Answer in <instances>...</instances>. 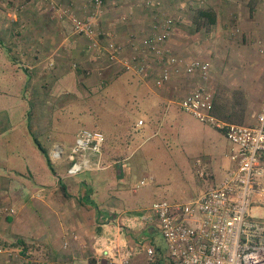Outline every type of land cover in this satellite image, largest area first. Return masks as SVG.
<instances>
[{"label": "crops", "instance_id": "1", "mask_svg": "<svg viewBox=\"0 0 264 264\" xmlns=\"http://www.w3.org/2000/svg\"><path fill=\"white\" fill-rule=\"evenodd\" d=\"M52 1L54 3L45 5L32 0L31 5H20V9L15 4L13 11L0 5V94H7L10 89V99L21 105V121L25 123L29 119L31 123L26 130L15 133L16 127H11L7 120L0 121V154L6 155L3 149L9 148L11 142L9 135H4L14 132L16 135L19 133L17 139H25L24 144L17 143L16 147H26L30 155L29 161H18L17 167L3 163L4 169L0 171V232L11 226L17 239L11 244L0 242V264H111L113 254L128 256L131 264H173L158 222L148 210L152 202L167 200L157 193L155 182L143 187L145 181L142 178L139 181L125 179L121 173V162L128 158L126 150L114 146L107 138L101 156L107 167L90 171V178H83L80 176L83 173L67 176L65 160L55 163L51 171L35 143V139L39 142L38 135L45 136L52 129L54 110L51 102L65 100L66 95L75 89L94 91L97 77L105 72L113 79L117 71L116 61L110 60L104 52L86 50L85 38L75 34L68 16L60 15L56 9L60 5L83 16L90 4L87 5L84 0ZM145 1L105 0L95 20V27L103 33V40L113 39L125 46V43L135 42L147 35L155 23L169 17L164 15L169 9L163 4L158 6L156 0H151L152 4ZM173 1L168 0V3ZM213 3L210 0L203 8L215 13V22L205 24L206 29L203 30L210 27L219 29L222 37L227 33L241 34L239 41L241 44L244 41L245 45L241 47L244 49L241 59H245V65L253 61L252 66L223 69L221 82L222 85H229V91H225L224 85L219 99L214 91L218 80L214 69L209 70L206 81L197 72H182L173 75L159 88L149 82L152 80L153 83V76L160 66L154 67V60L151 59L149 64L154 67V73L145 79V94L149 102L159 104V110L147 112L146 118L150 121L145 120V126L151 125L156 131L163 129L164 132L171 121L176 122L178 126L175 127L179 129L185 123L175 112L176 109L182 111L178 106L179 99L203 84L212 95L215 115L228 123L256 124L263 102L264 84L262 71L255 60L256 52L248 50V46L253 43L257 48V41L264 38V0L216 1L221 6V24ZM172 11L176 13V18L172 19V32L165 44L169 54L182 63L208 61L211 69L215 55L210 49H214L219 40L220 45L225 40L222 37L203 40L199 24L192 20L189 25L184 18L179 19L177 14L179 16L181 10L177 7ZM187 31L189 39L186 38ZM124 50L118 55L119 60L129 56V52ZM101 62L107 63L106 68L98 72L96 69ZM83 71L89 75L84 76ZM28 113L30 115L26 117ZM202 124L215 132L201 134L205 136L206 146L200 147L198 153L185 154L199 183L194 184L186 200L174 198L167 201L169 203L197 198L209 187L218 184L232 165L229 158L231 145L224 130ZM135 131L140 130H135L132 124L128 133ZM222 137L227 141L225 145ZM39 144L49 152L54 142H49L47 147L41 142ZM15 154L25 155L21 150H16ZM199 169L208 173L205 179L198 177ZM6 177L17 182L23 191V194L11 195L14 200L12 207L4 204ZM156 233L163 241L156 239ZM149 247L154 251L151 262L147 260Z\"/></svg>", "mask_w": 264, "mask_h": 264}, {"label": "built area", "instance_id": "2", "mask_svg": "<svg viewBox=\"0 0 264 264\" xmlns=\"http://www.w3.org/2000/svg\"><path fill=\"white\" fill-rule=\"evenodd\" d=\"M102 2L91 0V5L97 11ZM70 19L73 32L85 38L87 50L104 52L110 60L119 61L124 70L143 80L153 76L149 62L156 59L160 65L153 76L156 87L161 88L173 75L182 72H197L203 81L209 78L208 61L182 63L169 54L165 44L172 32L170 17L155 23L143 44L132 46L131 55L122 60L118 55L123 46L113 39L101 44L92 20L76 16ZM257 51L264 56V38L257 41ZM178 106L199 122L224 130L231 145L232 165L218 184L197 198L150 204L148 210L158 222L168 257L173 264H264V96L254 125L228 123L215 115L212 95L205 84L183 95ZM105 141L102 131L83 128L72 145L65 149L62 144L54 143L48 155L52 162L66 161L67 176L101 170L107 167L101 159ZM197 171L201 179L208 175L204 170ZM258 209L263 210L261 215ZM153 254L152 247L147 248L148 262L154 259ZM111 264L131 262L128 256L113 254Z\"/></svg>", "mask_w": 264, "mask_h": 264}, {"label": "rangeland", "instance_id": "3", "mask_svg": "<svg viewBox=\"0 0 264 264\" xmlns=\"http://www.w3.org/2000/svg\"><path fill=\"white\" fill-rule=\"evenodd\" d=\"M38 1L45 5L54 3L52 0ZM84 1L87 5L88 3L90 4V7H87L90 8V10L86 8V11H88L85 12L83 16L72 13L71 9L69 11L60 5H57L56 9L60 11L59 14L62 16L69 14L68 17L70 22L71 16L89 18L92 20L95 27V20L98 18L99 11L102 10L105 0H103L97 11L93 5H91V0ZM156 1L159 2L158 6L163 4L162 6L169 9L164 15L169 16L173 20L176 18V13L172 10L177 7L181 10L180 13L178 12L179 16L177 14V17H179V19L180 17H182V19L184 18L186 23L190 25L192 20L195 21L196 9L208 6L207 2L210 0H174V3H168V0ZM211 1H213L214 6L217 7V9H212H214L215 12H219L218 22L221 24V6L219 3H216V1L220 0ZM145 2L147 4L153 3L151 0H147ZM15 4L17 8L20 9V5L24 7L25 5H31L32 0H0L1 7H3V9L7 8V10L10 11L15 9ZM65 10H68V13H64L63 15ZM210 28L208 30H203L206 29V26L198 25V30H201V35H204L203 40L207 38L210 41L214 39H221L220 37H222V31ZM188 32L189 31L186 33L187 39L190 38ZM97 34L99 42L104 44L105 40L102 38L103 33L97 29ZM145 36L139 37L135 42L133 41L128 44L125 43V46L123 47V44L115 42L122 47V52L125 48L124 51L129 52V55H131L132 46H141ZM240 37L241 34L231 35L227 33V35L222 37L223 41H225L224 44L221 45H224V47H221L219 43L221 40H219L215 44V48L210 49L212 50V54L215 55V57L212 58L213 62L211 59L213 65L211 66L212 68L210 71L214 69L215 72L218 73V80L216 81L217 83L215 84L214 91L218 93L219 99L221 98L222 88H224L225 85H222L221 82L223 75L222 70L238 66H252L253 61L248 65H245V59L243 61L241 59L243 54L242 51L244 50L241 47L245 45L244 41H242V44L239 41ZM86 45L87 43H84L85 48ZM249 45L248 50H255L253 52H256L255 60L258 62L259 68L262 71V81L264 84V56L258 55L259 53L257 54V48L254 47L253 43H250ZM215 51L216 54L214 53ZM207 54H209V50L207 51ZM105 64L107 63L101 62L97 66L99 68L96 70L98 72H103L102 70L106 68ZM114 64L117 69L114 75L115 77L111 79L110 77H107L108 75L106 74V76L104 72L100 75V78L97 77L98 83L93 86V88H95L94 91H88L86 88L80 90L75 89L66 95L65 100L58 99L51 102L54 110L52 114V129L45 136L38 135L39 142H41L45 147L48 146L49 142L60 143L66 149L69 147L67 144L71 143L72 140L75 139L77 133L81 129L87 128L100 130L103 132L106 139L108 138L112 143H114V146L116 145L119 149L126 150L128 158L121 162V167L123 169L121 173L124 174L125 179H129L131 181L138 179L137 181H139V179L142 178L145 181V185L143 187H149L153 182H155L157 193L164 197L167 201L175 200L174 198H178L180 201L186 200L190 195L191 188L194 189V184L198 182V178H196L192 167L188 164L185 154L193 155L198 153V149L200 147L206 146V140L204 139L205 136H203L205 132L215 131L210 130L209 127L203 125L190 114L178 109H176L175 112L179 114L180 120L185 122L184 125L179 126L180 130L175 127L178 126V124L171 121H169L167 129H164V132H162L163 129L161 131H156L151 125L145 126V120L150 121L149 118H146L147 112L151 110L155 112L158 111L159 104L156 103V101H148L149 97L145 94V83H147L145 80L135 77L133 74L130 76V73H128L129 71L126 72L125 70V72H123V68L119 61H116ZM153 64L154 67L158 65L156 59L153 61ZM154 67H151L153 72ZM86 72L87 71H83L84 76L91 74L90 70L88 75ZM121 72L123 73L121 74ZM5 79L8 80L9 77L5 76ZM100 80H102V82H99ZM149 82L152 85L154 84V81L152 83V80H149ZM228 86L229 85L227 84L225 85L226 92L227 90L229 91ZM10 92V89H8L7 94H0V121L4 122V120H7L11 127H16L15 133L19 131L22 132L23 130H26L28 125L31 126V123L29 119L25 120V123L23 120L21 121L19 116L22 111V108H20L21 105L19 102H15L14 99H10ZM29 115L30 114L28 113L26 117ZM159 118L161 119L162 117L160 116ZM31 120L32 122L35 121L34 118ZM139 121H142V123H139ZM132 124H134L135 130L140 131H135L133 134L128 133ZM170 125H173L174 127H171ZM35 133H37V131H35ZM8 135L11 142L9 148L3 149L6 155L0 154V171L4 169L3 163H8L12 167H17L18 161H25L24 159L28 161L30 160L29 151L26 147H16L17 143L24 144L25 139L23 137L17 139V135L14 134V132L11 134H5L4 136L6 137ZM222 139L225 145L227 141L223 137ZM16 150H21V152L25 155H16ZM62 161H64V159ZM51 163L54 165L58 162L51 161ZM80 176H83V178H90L91 173L90 171H85ZM150 176H152V179ZM6 181L7 183L5 184V187H3L5 197L4 204L6 207H12V205H14V200L12 201L11 195L14 194L16 196L17 193L23 194V191L21 186H19L17 182H14L13 179L8 178ZM257 212L261 215L263 210L258 209ZM4 231L5 232H0V242H5L7 244L17 242L11 226H7ZM156 239L158 241H163L162 237L158 233H156Z\"/></svg>", "mask_w": 264, "mask_h": 264}, {"label": "trees", "instance_id": "4", "mask_svg": "<svg viewBox=\"0 0 264 264\" xmlns=\"http://www.w3.org/2000/svg\"><path fill=\"white\" fill-rule=\"evenodd\" d=\"M195 14V22L197 23V25L199 24V26L205 24H213L215 22V13L210 9L199 8ZM35 143L37 144L42 156L45 158L47 166L51 171H53V165L49 159L47 150H45L36 139Z\"/></svg>", "mask_w": 264, "mask_h": 264}]
</instances>
